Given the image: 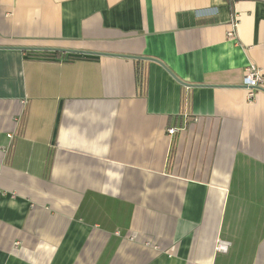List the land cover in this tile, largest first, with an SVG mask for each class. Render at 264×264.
<instances>
[{
	"label": "crops",
	"instance_id": "crops-1",
	"mask_svg": "<svg viewBox=\"0 0 264 264\" xmlns=\"http://www.w3.org/2000/svg\"><path fill=\"white\" fill-rule=\"evenodd\" d=\"M249 64L264 0H0V264H264Z\"/></svg>",
	"mask_w": 264,
	"mask_h": 264
},
{
	"label": "built area",
	"instance_id": "built-area-1",
	"mask_svg": "<svg viewBox=\"0 0 264 264\" xmlns=\"http://www.w3.org/2000/svg\"><path fill=\"white\" fill-rule=\"evenodd\" d=\"M239 24V15L234 14L231 21L229 22V28L227 30V36L229 38H235L237 27ZM243 86L247 92V98L250 100H254L257 95V91L259 89H264V71L261 67L255 64H249L244 73L243 78ZM175 131V127H171L169 132L173 133ZM229 245V241L220 240L217 244V249L221 251L227 250Z\"/></svg>",
	"mask_w": 264,
	"mask_h": 264
},
{
	"label": "water",
	"instance_id": "water-1",
	"mask_svg": "<svg viewBox=\"0 0 264 264\" xmlns=\"http://www.w3.org/2000/svg\"><path fill=\"white\" fill-rule=\"evenodd\" d=\"M26 48H29V49H37V50H48V49H53V50H60V48H47L46 46L45 47H26ZM71 51V49H68L67 51ZM127 56H130L132 58H149V57H142V56H136V55H127ZM149 59H153V58H149ZM156 60V59H155ZM178 79V78H177ZM179 81H181L180 79H178ZM183 84H187L188 83H185L182 81Z\"/></svg>",
	"mask_w": 264,
	"mask_h": 264
}]
</instances>
